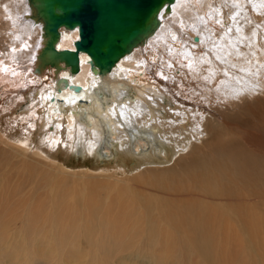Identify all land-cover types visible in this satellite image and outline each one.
Wrapping results in <instances>:
<instances>
[{"label":"bare ground","instance_id":"1","mask_svg":"<svg viewBox=\"0 0 264 264\" xmlns=\"http://www.w3.org/2000/svg\"><path fill=\"white\" fill-rule=\"evenodd\" d=\"M1 1L0 16L9 17L7 30L10 29L11 35H8V39H11V43L5 57L6 63L0 64V129L5 121L9 126L13 122L17 123L12 115L15 111L12 109L22 105V100L28 92L27 90L16 92L12 85L1 86L8 82L3 77L13 76L15 79L20 75L19 79H12L10 82L22 81L23 84L25 82L27 86L30 85L28 89L39 87L40 89L31 96V105L26 110L27 114L31 113V115L28 118L25 117L24 123L20 122L21 126L24 125L23 128L26 127L28 130L24 129L26 131L21 132L20 137L12 132V126L5 127L2 131L5 132L7 140L11 139L10 137L8 139L7 135L10 136L12 132L17 142L8 143L0 137V145L13 152L14 156L19 154L29 158L28 156L35 155L44 163V160L52 159L49 157L54 154L55 146H60L63 135L62 125L66 124L65 120H67L68 125L65 126H68V130L74 133L77 129L81 130L77 137V146L73 145L76 139L74 142L70 141L72 144L69 145L76 149L78 147L81 150L80 154L84 157H87V154L97 155L101 144L108 142L110 138L109 145L114 147L115 143H118L125 155L129 156L134 152L138 157L137 163L133 167L125 163L123 166L116 165V167L100 171L115 170L121 174H130V171L151 169V172L155 174L152 186L162 192L161 197L165 199L157 205L153 202L155 199L152 200L154 206H150L146 210V215L140 217L151 224L148 227H158L157 223L163 222V217H168L170 222L166 223L171 228L182 229L180 231L183 237L191 242L192 248L195 247L194 249L203 257H209V249L213 241L225 233V226L230 225V228L232 227V230L236 232V227L254 232V229L264 228L261 224H264V217L262 216L263 219L260 220L261 217L257 216L260 213L258 212L259 201L253 204L252 199H243L247 193L258 200L261 199L259 195L264 194V154L262 155L259 151L264 141L258 140L261 138L259 135L257 139L255 138L257 131L264 134V101H261L264 100V94L254 95V99L251 94L245 100H239L231 105L220 104L218 101L213 103L211 102L213 100L209 99V97L219 98L224 94L227 91L225 86L233 87L237 83L244 87L238 74L232 68V71L230 70V67L236 63L245 68L255 63L254 65H258V72L264 73V56L254 55L257 51H263L260 40H264V19L260 17H264V0H232L233 4L229 2L230 0H173L159 9L160 24L154 32L145 41L136 45L130 53L119 59L111 71L100 73L93 69L92 55L81 52L79 72L72 73L66 67L56 72L55 68L51 67L45 69L42 74L36 73V69L39 64V52L44 45V21L34 19L32 0H27L31 10L30 16L22 19L27 25L18 20V14L22 13L24 7L21 0H5L2 4ZM151 1L159 4L161 0ZM222 1L228 16L236 18V23L233 25L241 27V33L234 32L235 39H231V32L235 31L233 25L226 26V20L223 17L225 14L221 16L216 9V4ZM60 2L62 3L63 0ZM140 3L142 0H100L101 9L123 7L132 11V16L121 22V29L108 35L111 42L107 48L117 49V46L128 39L127 37L138 32L142 18V11H139ZM249 5L253 8L249 9ZM188 9H191V12L192 9L200 12L199 20L195 18L196 22L191 23L192 19L186 26L185 21L188 20L183 17L186 14L183 12ZM6 12L9 13L8 16L5 15ZM247 13L249 17L246 16ZM256 13L262 14L259 17ZM172 17L175 18V21L173 19L175 23L170 21ZM257 18L259 20L255 23L254 20ZM13 19L14 24L11 21ZM27 19L37 25V28L32 27ZM181 20L185 24H181L184 28L182 31L175 32L170 25L177 24ZM10 23L12 26H9ZM199 24L202 26L200 27ZM60 30L61 39L56 46L57 49L77 50L76 43L83 36L80 27L66 25L61 26ZM34 35L37 37H33ZM158 35L159 40L155 41ZM29 38H33V44L37 43L33 48L32 45L26 47L30 54L33 51L34 59L26 70H23V67L18 69L16 65L20 66L22 63H18L12 56L18 52V41ZM214 38L218 40L215 41ZM173 39L178 41L172 43ZM220 40L223 42L220 43ZM178 42L186 45L184 48L179 45L176 48H170V45L179 44ZM0 43H4V40ZM238 45L242 47L241 51ZM24 53L18 58L24 57ZM207 55L211 57V60ZM220 59L225 60V64L226 61L231 62V65L220 66ZM150 62L154 65H149ZM154 73L157 76H152ZM25 74L27 78H23ZM28 75L31 77L28 78ZM193 76L206 77L211 87L204 84L201 89L195 90V85L191 83ZM161 77L165 82L169 81L173 85L171 89L175 91V94H170L171 98L166 97V92L162 91L167 84L163 83ZM61 78L67 79L70 85L81 86V90L74 91L69 86H61L59 89L58 80ZM217 80L218 82L225 80L226 85L222 82V85L219 84ZM244 81L248 83L247 80ZM234 89L231 91H234L236 96L243 88ZM195 99H200L198 105L193 104ZM208 102L211 103L206 110L204 107L209 104ZM215 103L218 107L214 106ZM192 107L196 110L191 109ZM229 107L233 114L228 115V112H222L230 110ZM206 112L209 115H206ZM10 117L12 119L9 120ZM51 125L55 127L52 134L49 132ZM32 129L42 132V138L39 133V139L36 138L43 141L41 147L39 144L36 146L35 133ZM64 143L67 148L68 143L66 141ZM44 144H47L49 149H46ZM144 145H149V152L143 151ZM133 146L136 148L135 151ZM51 148L53 150H50ZM251 148L255 151H250ZM154 162L159 164L158 167H152L151 164ZM130 164L133 165V163ZM12 174L13 170L7 163L6 166L0 165V181H4L3 177H12ZM178 201L181 204L174 207L173 205ZM224 201L227 204H224ZM172 206V209H168ZM261 213L264 215V210ZM157 214L167 215L156 221L154 217ZM101 229L102 232L113 231L109 227H101ZM239 243L252 244L250 240H240ZM257 243H260V248L259 245H248L256 254L262 251L261 242L253 241V244ZM241 252L239 247L235 254ZM260 255L264 256V251Z\"/></svg>","mask_w":264,"mask_h":264},{"label":"rangeland","instance_id":"2","mask_svg":"<svg viewBox=\"0 0 264 264\" xmlns=\"http://www.w3.org/2000/svg\"><path fill=\"white\" fill-rule=\"evenodd\" d=\"M4 1L5 0H2L1 4ZM20 2L24 4V7L22 13L18 14V20L19 22H23V18L30 16L31 10L27 0H21ZM229 2L233 4L232 0ZM251 8L253 7L249 5V9ZM216 9L221 13V16L225 14L223 17H225L226 26L231 27V25L236 23V18L228 16V11L225 10L223 1L216 4ZM188 11L190 12L188 13ZM196 11L197 10L193 9L192 12L191 9L184 10L183 13L187 15L185 14L183 17H186L188 20L185 21L186 26L189 25L192 19L193 21H191V23H195L196 19L199 20L198 14L200 11ZM256 14L260 17L262 13L260 15L259 13ZM5 15L8 16L9 13L6 12ZM246 16L249 17V14L247 13ZM0 18V42L4 40V43H0V64H4L7 61L5 57H7L11 39H8L10 29L7 30L9 17L4 18V15H2ZM260 18L264 19V17ZM173 19L175 21L173 17L170 21L174 22ZM13 20L11 21L14 24L15 20ZM258 20L259 18L255 19L254 22L257 23ZM27 22H31L32 27L37 28V25L31 20L27 19ZM179 23L172 24L170 27H172L175 32L182 31L184 27L181 24H184V22L181 20ZM24 25L27 24L25 23ZM199 25L200 27L202 26V24ZM9 26H12L11 23ZM176 26H178L179 29L178 27L176 28ZM227 29L229 30V28ZM233 29L235 31L231 32V39L236 38L234 32L238 31L241 33L240 26L233 25ZM221 33L222 32H220V34ZM197 36L199 35L197 34ZM33 37L37 36L34 35ZM237 37L241 38L240 35H237ZM32 40L33 38L18 41V52L13 54L12 58L18 63L21 62L25 64L24 66L22 64H20V66L16 65V68L23 67V70H26L28 66H30L29 64L34 59V55L33 51L30 54L26 47L32 45L31 47L33 48L34 45L37 44H33ZM154 40L158 41L159 35ZM178 40L175 41V39H173L172 43ZM214 40L216 41L218 39L214 38ZM260 41L262 42L261 45L264 51V40ZM219 42L222 43L223 40ZM178 43L179 44L176 45H170V48H176L178 45L184 48L186 45L182 42ZM23 46L24 48H22ZM238 46L241 51L242 47L240 45ZM263 51H257L254 55L263 57ZM23 53L24 57L29 58H24L23 56L18 58V56ZM207 57L211 60L209 55H207ZM220 61V66L222 67H229L231 65V62L229 63L226 61L225 64V60L220 59ZM152 64L151 62L149 63V65ZM254 64L255 63H253V65H248V67L245 68L239 63H236L234 66L230 67V70L232 68V70L238 74L239 80L244 83V87L237 83L234 84L233 87L230 86L231 88L225 86L227 91L224 92V94L227 96L222 94L219 98L215 97L211 99L209 97L210 100H213L211 102L214 103V101H218L220 104L223 103L225 105L229 103L231 105L239 102V100H245L246 97H249L248 95L251 94L253 95V99L255 98L254 95H263L264 73H259L258 65ZM28 73L30 72L28 71ZM154 75L157 76L155 73L152 76ZM19 76L20 75L15 79L13 76H8L11 79L7 76L3 77L5 80H8V82L3 83L1 86L6 87L12 85L16 92L28 91L24 100H22V105L17 109L15 107V109H12L15 111L12 114L13 118L15 117L14 119L17 122H13L14 124L12 123V125L10 124L13 129L12 132L20 136L24 131L28 130L26 127L23 128L24 125L21 126L20 122L24 123L26 118L31 115V113L27 114L26 110L29 108V105H31V96H33L34 92L40 89V87L28 89L30 85L27 86L25 82L24 84L22 81L10 82L12 79H19ZM30 77L31 75H28V78ZM23 78H27V74H25ZM161 80L164 81L163 83L167 84L162 91L166 92V97L171 98L170 94H175V91L171 89L173 86L172 83L167 80V82H165L163 78ZM244 80H247L248 83ZM221 82L226 85L225 80H221ZM221 82L219 81L218 83L221 84ZM191 83L195 85V90L201 89L204 84L211 87L206 77L193 76L191 78ZM234 88L243 89L235 96ZM231 89H234V91H231ZM229 94H231V96H228ZM199 102L200 99H195L193 104L198 105ZM210 103L206 106L203 105L205 106L204 109L206 108V110H208ZM214 106L218 107L216 103ZM191 109L194 108L192 107ZM222 112H228V115L233 114L231 108L228 111ZM206 115H209L208 112H206ZM10 119L12 118L10 117L9 120ZM33 119H35V116H33ZM65 121L66 124L62 125L61 133H63V135L61 143L60 146L58 145L60 149L58 146H55L56 149L54 150L52 148L50 149L55 152L53 155H50L49 158L52 159H48V162L44 160V163H42L43 160L35 155V157L33 155L28 156L29 158H25L19 154L14 156L13 152L11 153L6 147L0 145V165L3 164L6 166L7 163V165L12 168V175L14 176L9 178L3 177L4 181H0V264H264V256L260 255L261 252L264 251V228L254 229V232L250 230L246 231L242 227H236V232L234 229L232 230V227L230 228V225L229 227L225 226V233L221 237L215 238L213 245L209 249V257L207 258L200 256L196 249H194L195 247L192 248L193 244L183 237V233L180 231L182 229L178 228V230L173 227L171 228L169 224L166 223L170 222L168 217H163V222L157 223L158 227H148V225L151 224H148L141 217L146 215V210L149 209L150 206H154V203L157 205L160 201L165 199L161 197L163 196L162 192L152 186L155 179V174L151 172L152 170L141 169V171L136 172L130 171V174H121L115 170H113L115 172L100 171L116 167V165L123 166L125 163H129L127 166L130 165V167H133L134 164L136 165L138 157L134 152L132 155H125L123 150H120L118 143H115L116 145H114V147L109 145L110 138L108 139L109 143L105 142L101 144L97 155L87 154V157H84L80 154L81 150H79L78 147L76 149L71 146L73 150L70 147L74 139H76V143L73 145L77 146V137L81 133V130L77 129L75 133L72 130H68V126H65L68 125L67 120ZM17 125L20 126H18L19 130L17 129ZM2 126L3 127L0 129V137L8 143H16L17 141L15 142V140L17 139L12 136V132L10 136L7 135L8 139L9 137L11 139L7 140L6 134H4L5 132L2 131L5 127L11 126H9L6 121ZM49 128L51 129H49V132L51 134L54 133L55 127L51 125ZM21 129L22 131H20ZM34 130L35 131L32 129L33 133H35L34 140L36 146L39 144L41 147L43 141H39L36 138L39 137L38 133L41 134L40 138H42V132H38L39 130L36 129ZM25 134L27 133L25 132ZM258 135L261 137L258 140L263 139L264 141V134L258 131L257 133L255 132L256 139ZM63 141L68 143L67 148ZM44 147L49 149L47 144H44ZM62 147H64V149ZM132 148L135 151L136 148L134 146ZM260 149L259 151L263 155L264 145H261ZM143 151L145 153L149 152V145H144ZM250 151L254 152L255 150L251 148ZM137 154L140 153L137 152ZM130 163H133V165ZM151 165L155 168L158 167L157 165L159 164L154 162V164ZM259 198L261 199L258 200L251 196L250 193H247L243 199H252L253 204L259 201L258 212L260 213L257 212L258 215H256L260 216L261 220L264 217L263 213H261L262 210H264V194H260ZM154 199L155 201H153V203L152 200ZM223 203L227 204L226 201ZM179 204L181 203L178 201L175 202L173 206L175 207ZM173 206L168 209H172ZM165 215L167 214H157L154 218H156L157 221L158 218ZM261 224L262 227H264V224ZM141 226L142 228H140ZM101 227H109L113 230V233L102 232ZM235 234H237V236ZM238 236H241L242 239ZM240 240H250L252 244H242L239 243ZM254 240L260 241L262 245V251L257 253L259 256L248 247V245L258 246L260 244H253ZM240 244H242V246ZM238 246L242 252L240 254H235V251L239 249Z\"/></svg>","mask_w":264,"mask_h":264},{"label":"water","instance_id":"3","mask_svg":"<svg viewBox=\"0 0 264 264\" xmlns=\"http://www.w3.org/2000/svg\"><path fill=\"white\" fill-rule=\"evenodd\" d=\"M36 1V2H34ZM140 1V0H139ZM142 0L139 11H142L141 26L117 49L107 48L110 44L108 35L121 29V22L132 16V11L123 7L115 9H101L100 0H32V15L37 21H44L43 48L40 50L39 64L36 73L42 74L45 69L54 67L56 72L63 67L72 73L80 71V53L87 52L93 57V69L100 73L111 71L112 67L124 55L130 53L136 45L146 40L160 24L159 9L167 2L161 0L159 4ZM80 27L83 36L77 41V50H58L57 44L61 39V26ZM121 33L122 30H121ZM197 38V37H196ZM59 89L71 87L80 91L81 86L70 85L67 79L58 80Z\"/></svg>","mask_w":264,"mask_h":264}]
</instances>
